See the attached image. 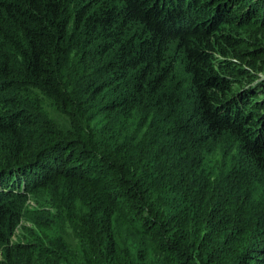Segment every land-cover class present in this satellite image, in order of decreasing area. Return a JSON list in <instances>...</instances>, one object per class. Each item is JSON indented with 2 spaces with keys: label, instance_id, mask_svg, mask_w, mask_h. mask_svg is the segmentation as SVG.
Instances as JSON below:
<instances>
[{
  "label": "trees",
  "instance_id": "obj_1",
  "mask_svg": "<svg viewBox=\"0 0 264 264\" xmlns=\"http://www.w3.org/2000/svg\"><path fill=\"white\" fill-rule=\"evenodd\" d=\"M0 264H264V0H0Z\"/></svg>",
  "mask_w": 264,
  "mask_h": 264
},
{
  "label": "rangeland",
  "instance_id": "obj_2",
  "mask_svg": "<svg viewBox=\"0 0 264 264\" xmlns=\"http://www.w3.org/2000/svg\"><path fill=\"white\" fill-rule=\"evenodd\" d=\"M77 53L73 52L71 55V60L66 58V66H64V75L68 80L70 85L74 87V91L76 92L78 88V76L76 75L79 72L80 61L77 59ZM80 94V93H78ZM105 93L103 97H105ZM28 98L35 103H37L36 107H31V109L36 113L40 114V116L47 115V113L52 117L55 125L63 130H69L71 128L68 117L61 112L58 108L46 106L42 103V94L39 92L32 91ZM89 112V111H88ZM95 112V110H94ZM91 113V112H89ZM39 128H42L41 126ZM41 132V129L37 130ZM40 135V134H39ZM237 141H234L233 138L224 136L220 139L219 145H227V148H232L233 144ZM232 150V149H231ZM233 151V150H232ZM45 192H43L44 194ZM38 197V196H34ZM23 214L22 217L17 223L15 227L14 233L10 236L13 241H38L40 242L41 237H43V229H49L56 237V239L60 238V234L57 233V229L52 226V222H57V213L56 210L51 206L46 204L39 205L33 197L27 199L25 203H23Z\"/></svg>",
  "mask_w": 264,
  "mask_h": 264
}]
</instances>
